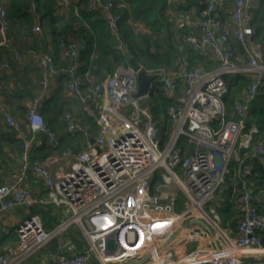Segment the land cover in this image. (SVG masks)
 Wrapping results in <instances>:
<instances>
[{
	"label": "built area",
	"instance_id": "2783aa9c",
	"mask_svg": "<svg viewBox=\"0 0 264 264\" xmlns=\"http://www.w3.org/2000/svg\"><path fill=\"white\" fill-rule=\"evenodd\" d=\"M225 1L206 0L201 15L184 8L174 12L175 26L186 30L178 32L177 66L160 70L162 90L173 99L167 107L173 127L163 142L159 119L145 97L138 96V75L130 64L119 65L100 81L77 60L84 44L73 38L60 41L63 57L72 60L62 68L70 73L69 89L78 96L80 110L95 117L99 132L92 143L91 131L81 127L73 111H66V132L81 129L87 146L63 148L59 155L67 158L69 168L58 175L31 153L40 133L47 135V144L54 148L62 141L39 111L42 93L57 66L51 53L39 56L46 71L41 92L33 97L28 111L33 134L23 140L19 166L0 184V214L17 206L52 204L61 209L63 217L47 229L42 215L31 212L16 226L17 242L0 251V264H21L52 239L56 247L40 264H243L245 256L264 255V216L259 210L264 191L249 183V163L242 167L237 237L229 236L214 209H205L225 185L233 160L243 162V148L264 163V136L254 139L259 131L255 125L247 129L264 76L260 44L253 39V0H229L230 17L221 19L219 10ZM58 2L74 6L78 14L81 0ZM32 5L36 7L37 2ZM124 5L119 0L87 1L89 10L107 16L119 40L118 49L128 54V45L119 34V16L114 12ZM132 24L137 32L146 30L140 21ZM9 29L7 8L0 3V48L12 43ZM40 30L41 25L35 23L32 31ZM232 41L241 51H235ZM190 48L208 54L217 65L191 64ZM8 67V62L0 59V70ZM230 72H241L252 80L233 101L227 118L224 97L229 85L225 74ZM4 113L11 125L20 127L19 121ZM182 137L189 140L188 146L178 145ZM30 174L42 181L41 195L27 183ZM180 191L186 197L181 213L176 211ZM73 225L84 239L82 250H72L74 244L67 241L66 233ZM179 228L178 235L167 243ZM178 237L195 246L177 251L174 244Z\"/></svg>",
	"mask_w": 264,
	"mask_h": 264
},
{
	"label": "trees",
	"instance_id": "16d2710c",
	"mask_svg": "<svg viewBox=\"0 0 264 264\" xmlns=\"http://www.w3.org/2000/svg\"><path fill=\"white\" fill-rule=\"evenodd\" d=\"M33 1L7 0L4 2L11 20L12 43L8 47L0 48V59L8 62L9 67L4 70L14 79L15 90L13 93L18 92V95H14L18 100V112L11 110V103L5 104V111L13 119L19 121L20 127L16 128L11 125L6 118L4 109L1 110L0 113L5 120L6 127L0 131V151L4 144L9 142H12L11 148L15 154L20 155L22 151L23 134L28 135L30 130L28 126V124L30 125L28 117L30 106L28 104L21 105V102L31 100L35 96L33 89L39 85L41 88L46 69L40 64L39 56L46 52L53 55L57 72L52 75L48 88L42 93L39 111L52 128L65 129V113L71 108V100L76 102L80 100L69 89V71L62 70L63 67H68L71 61L62 56L59 47L61 40L73 38L84 44L85 47L80 50L77 60L84 71L90 70L100 81H104L108 74L119 65H129V55H134L146 70L160 71L177 66L178 41L169 28L171 23L168 0H119L125 2V5L115 8L114 12L119 16L120 38L127 43L129 55L118 49L119 40L112 32L107 16L102 11L89 10L88 0H81L78 14L75 13L74 7L68 13L62 11L63 7L58 0H35L36 7H33ZM179 7L185 9L195 7L199 10V0H181ZM37 21L41 25V30L34 32L32 27ZM133 21L142 22L146 30L135 31ZM252 25L255 30L254 36L259 39L261 44V58L264 62V0H260L258 7L254 10ZM238 46L237 49H241L240 45ZM16 51L19 52L18 56H15ZM36 51L39 52L38 55H35ZM188 57L191 64H196L202 61L203 57H207L211 63L207 64V67L213 68L217 65L216 60L207 54L205 56L197 49H188ZM225 79L229 85V92L224 97L227 118H229L232 114L233 101L252 79L241 72L226 73ZM152 83L150 92L144 101L151 106L155 118L159 119L158 126L163 142L169 138L173 127V122L167 112V107L173 99L164 93L159 78ZM69 95L71 98L68 101L66 97L68 98ZM90 122L92 135H95L96 120L90 118ZM253 125L259 129L254 134V139L261 135L264 136V76L253 100V107L247 119V129ZM42 135L44 136V133ZM48 148H50L48 144L43 146V149ZM248 151V148L242 149L243 162L233 160L230 164L225 181L228 184L227 195L217 208L223 222L229 221L235 226L239 222L237 220H239L240 211L235 209L234 199L239 196L241 176L236 178V175L233 174H236L244 163H251L252 168L247 176L249 183L255 190L264 191V163L259 162L251 153L246 156L244 153ZM32 156L34 155L32 154ZM44 207L49 206L36 204L31 206V210L41 215L43 213L44 224L48 229H51L59 221V218H47V210ZM259 210L261 212V207ZM49 242L54 244L55 240L52 239Z\"/></svg>",
	"mask_w": 264,
	"mask_h": 264
},
{
	"label": "crops",
	"instance_id": "0c3cea01",
	"mask_svg": "<svg viewBox=\"0 0 264 264\" xmlns=\"http://www.w3.org/2000/svg\"><path fill=\"white\" fill-rule=\"evenodd\" d=\"M5 1H7V0H1L0 3L5 6V4H4ZM168 1L170 3V7L168 8V13H169V20L171 23L169 28L174 33L175 39L177 40L178 32H183L186 30L185 28H181V29L177 28L174 24V21H173L174 12L178 8H182V7H179L181 0H168ZM259 1L260 0H253L252 1V4L254 5V7H251L253 12L258 7ZM62 7L64 9L67 8L66 10H68L67 11V13H68V12H70L69 10L74 6H70V7L62 6ZM190 9L193 10L198 15H201L203 12V10L200 9V6H199V10H197L195 7H192ZM230 9H231V1L226 0L225 5L219 10V17L221 19H228L230 17ZM37 23H39V22L37 21ZM10 30H11V20H10L9 33H10ZM253 39L257 43L260 44V41L257 37L254 36ZM232 47L237 52L241 51V49H237L239 46L234 41H232ZM260 49H261V44H260ZM201 53L204 54L203 52H201ZM204 55H206V54H204ZM65 59H68V58H65ZM203 59H204V57H203ZM68 60H70L72 63L71 59H68ZM198 63H201L202 65L207 67L205 65V62H203V61H200ZM208 68H210V67H208ZM14 83L15 82H14L11 74L7 73V71L4 69L0 70V112H2L3 109L5 110V106H6L5 104L6 103H11V108H12L11 110L14 112L15 111L18 112V109H17V101L18 100L14 96V95H18V92L13 93V91L15 90ZM33 92L35 95L39 94L41 92L40 85L37 88L33 89ZM71 95H72V93H71ZM238 95H239V93H238ZM70 98H71L70 95L68 98L66 97V99H68V101L70 100ZM32 99L27 101V102H21V105L22 104L23 105L28 104V106H30ZM70 103H71V106H70L71 108L68 110L73 111L75 117L79 120L82 128L89 129L91 131V133L93 134L90 118H93L95 120V117L94 116L91 117V115H87L80 110V101L76 102L75 100H71ZM28 126L30 128L29 134L28 135L23 134V140H24V138L30 137L33 134V130L31 128V126L29 124H28ZM5 127H6L5 120H4L3 116H1V113H0V131L4 130ZM96 128H97V131H96L95 135H93V137H95L96 134L99 132V125H98L97 121H96ZM56 131L62 137V141H61L60 146H58L57 148L50 146V148H48V149H43V146H45V144H47V135L44 134V136H43L42 133H40L37 137L39 139V141H34L31 153L34 156H38L43 161H45V163L48 164V166L50 167L51 171L54 174L58 175V174L63 173L64 171H66L69 168V163H68L67 158H64L61 155H59L61 150L67 146H71L73 148H84L87 146V143L85 141L84 133L81 129H78L73 133L66 132V130L64 128H60ZM11 145H13L12 142H9L8 144L7 143L4 144L3 149L0 151V184L3 182L4 178L10 173V171L16 169L19 166V154H15L12 151ZM241 152H242V150H241ZM248 153L249 152L244 153V154H246V156H247ZM246 163H249V162H246ZM249 164L252 166L251 163H249ZM229 175H230V173H229ZM233 175H236V178L238 176H241L242 175V168L239 169L236 172V174H233ZM27 183L30 185V187L32 188L33 192L36 195H41L43 193V191H44L43 190V183L41 180H38L34 176V174H30V176L27 180ZM227 189H228V184L225 183V185L220 189L218 197L213 198V199H217V204L213 208L216 212H217L218 206H220L222 204V202L224 201V199L227 195L226 194ZM237 191H238V189H237ZM234 201H235V209L239 210L238 209L239 196L236 199H234ZM31 206H17V207H15L9 211H6V212H3L0 214V251H5L9 246L14 245L17 242L18 235L16 233V226L25 217H27L31 212H33L31 210ZM44 206H49V207H44L45 210H47V218L56 217V218H59V220H60L63 217V214H62L60 208H58L52 204H45ZM260 207H261V214L264 216V200L261 203ZM43 216L44 215L42 213V217ZM237 221H239V220H237ZM221 224H222V227L225 228V230L228 232L230 237H232V238L237 237V235H238V231H237L238 223H236V226H235V225H232L229 221L223 222V220L221 218ZM261 235L264 239V232H261ZM66 237H67V241L73 243L75 246V248L72 250H82L83 249L84 239L82 238V235L80 233L74 232V231H68L66 233ZM194 246H195L194 243H187L184 240H182L181 237H178L176 239L175 244H174V247H176V250L180 251V252L187 251L188 249L193 248ZM55 247H56V243L50 244V242H49L45 247H43L39 252H37L36 255L34 254L35 256H33V257L31 256L32 257V258H30L31 260L29 259L25 262H22L21 264H40L41 260L46 256V254L48 252H50L52 249H54ZM71 252H72L71 250H67V253H71ZM243 264H264V255H262V256H255V255L245 256Z\"/></svg>",
	"mask_w": 264,
	"mask_h": 264
},
{
	"label": "water",
	"instance_id": "95a60500",
	"mask_svg": "<svg viewBox=\"0 0 264 264\" xmlns=\"http://www.w3.org/2000/svg\"><path fill=\"white\" fill-rule=\"evenodd\" d=\"M205 4H206L205 0H199L200 9L203 10L205 8ZM129 64L131 65V67H133V69L137 72V75H138V80H139L138 96L142 98L146 97L149 94L151 83L155 79H158L161 76V72L160 71L149 72L142 66V64L137 60V58L134 55H130ZM91 142L95 143L94 137H92ZM97 148L99 151H101V147L97 146ZM180 231H181V228H179L171 236V238H169L167 243L171 242L178 235Z\"/></svg>",
	"mask_w": 264,
	"mask_h": 264
},
{
	"label": "rangeland",
	"instance_id": "374dc122",
	"mask_svg": "<svg viewBox=\"0 0 264 264\" xmlns=\"http://www.w3.org/2000/svg\"><path fill=\"white\" fill-rule=\"evenodd\" d=\"M67 8H62L61 10L62 11H65V12H67L68 10H66ZM25 36V35H24ZM25 38V37H24ZM38 47H40V46H38ZM37 53H39L38 51H36L35 52V55H38ZM206 56V55H205ZM208 56V55H207ZM202 61L203 62H205V65L207 66V64L208 65H210L211 63H210V61H209V59L207 58V57H204V59H202ZM23 62V61H22ZM22 62H21V64H20V66H21V68H22ZM36 67V66H35ZM14 80V79H13ZM68 111V110H67ZM190 144V142H189V140L186 138V137H182V138H180L179 139V141H178V145L179 146H182V147H186V146H188ZM82 147V146H81ZM152 191H154V190H152ZM219 191H220V189L216 192V194H215V197H218V194H219ZM217 204V199H212V201L210 202V203H208L206 206H205V209L206 210H208L209 212H211V210L215 207V205ZM185 208H186V197H185V195H184V193L182 192V191H180L179 193H178V200H177V203H176V211L177 212H183L184 210H185ZM188 217V216H187ZM187 217L185 218V219H187ZM46 228H48L47 226H46ZM69 231H74V232H77V231H79L78 230V228H77V226H75V225H73V226H71L70 228H69ZM79 233V232H78ZM36 255V254H35ZM35 255H33V256H35ZM32 256V257H33ZM32 257H29V258H27L25 261H27V260H29L30 258H32ZM31 260V259H30ZM24 261V262H25Z\"/></svg>",
	"mask_w": 264,
	"mask_h": 264
}]
</instances>
